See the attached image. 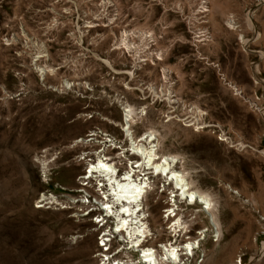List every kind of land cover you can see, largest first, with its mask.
Returning a JSON list of instances; mask_svg holds the SVG:
<instances>
[{
    "label": "rangeland",
    "instance_id": "374dc122",
    "mask_svg": "<svg viewBox=\"0 0 264 264\" xmlns=\"http://www.w3.org/2000/svg\"><path fill=\"white\" fill-rule=\"evenodd\" d=\"M126 105L135 136L157 131L183 157L221 227L215 242L178 200L191 223L172 238V186L152 177L155 243L205 231L189 264H264V0H0V264H95V225L64 196L81 199L95 152L119 162ZM50 193L65 209L36 207Z\"/></svg>",
    "mask_w": 264,
    "mask_h": 264
},
{
    "label": "bare ground",
    "instance_id": "6f19581e",
    "mask_svg": "<svg viewBox=\"0 0 264 264\" xmlns=\"http://www.w3.org/2000/svg\"><path fill=\"white\" fill-rule=\"evenodd\" d=\"M242 43H245V41H242ZM253 71L256 79L260 81L257 66L253 68ZM134 109L130 105H126L123 108L124 125L122 126V131L129 145L126 148L120 147L121 152L117 154L119 162L125 161V167L122 168L121 173H117L120 163L117 160L113 161L111 157L107 161V157L103 152H95V161L85 167L86 169L89 168V170L88 172L85 171L81 178L83 180L93 178L96 182V187H99L101 201L95 200L96 203L101 206L106 216L111 219V222L115 223L117 229H124L129 235L131 231L139 234L133 245L134 247L136 246L135 248L139 251L141 260L146 264H157L151 251L152 247L145 244L146 235L152 232L147 210V199L155 187L152 177L163 178L165 184L172 186L174 196L169 202H172L173 205H170L163 212L166 213V219L164 215L162 218L170 221V223L173 222L174 232L179 231V229L189 230L190 228L191 222L187 223L182 220V215L178 213L179 210L175 205L178 200H185L201 207V212L207 217L211 227V236H213L214 240L216 239L215 242L220 241L222 236L221 227L211 195L194 186V182L189 178V173L184 169L182 156L163 153L162 137L157 131L152 130L145 132L140 137L135 136L132 131L133 115L135 116ZM106 140L110 144L115 145L112 139L106 138ZM80 141H84V139ZM131 156L138 158L137 161H131L129 159ZM82 158L84 159V157ZM41 167L43 174L47 176L49 163L42 160ZM65 191L72 192V190ZM49 196L50 194H42L36 201V207L38 209L39 207H45L46 198H49ZM237 196L240 195L237 194ZM65 197L72 204L79 203L76 198ZM197 235L192 241L185 242L183 248L189 258L195 259L196 254L200 253L201 257L203 256V259H205L206 252L202 249L203 240L206 236L205 231H200ZM78 238L81 237H72V240L76 241ZM217 244L214 248L218 246ZM165 251L166 255H171L173 260L176 261L179 256L176 246L167 247ZM194 264H197L196 260ZM231 264H243V261L240 258L237 262Z\"/></svg>",
    "mask_w": 264,
    "mask_h": 264
},
{
    "label": "built area",
    "instance_id": "2783aa9c",
    "mask_svg": "<svg viewBox=\"0 0 264 264\" xmlns=\"http://www.w3.org/2000/svg\"><path fill=\"white\" fill-rule=\"evenodd\" d=\"M100 152V151H99ZM104 154V153H103ZM106 155V154H105ZM107 157V161L110 160V157ZM91 159H86V165L92 163ZM86 166V167H87ZM86 169V168H85ZM89 168L85 171L88 172ZM120 172V168H118L117 173ZM47 175V174H46ZM84 175V174H83ZM87 177V176H86ZM85 177V178H86ZM43 178H45L43 174ZM81 186L83 189H80V193L83 195L79 200V204L83 205L84 209L76 210V216L78 217H87L90 216L93 225H95V230H97V251L93 254L95 258V264H146L141 260L139 251L134 247L133 242L139 236V234L131 231L130 235L127 234L124 229H117L115 223L111 222V219L106 216V213L103 212L101 206L96 203L95 200L101 201L99 187H96V182L93 178H83L80 177ZM92 181V182H91ZM95 182V185L93 183ZM60 191H65L63 187H58ZM99 192V193H98ZM95 193V194H94ZM65 197V196H64ZM103 198V197H102ZM65 199H67L65 197ZM71 202L69 199H67ZM105 202V201H103ZM65 209L63 205L58 201V196L50 193L49 198H46L45 207H39V209ZM165 212V211H164ZM92 214V215H91ZM164 218L166 217V213H164ZM171 217V216H170ZM166 219V218H165ZM168 221V220H167ZM173 222L165 227L167 234H169L172 238L179 237V233L186 234L184 230H177L174 232ZM177 229V228H176ZM182 234V235H183ZM145 244L152 247V253L154 254V258L157 264H189L191 258H189L184 251V244L180 245V243L175 244L174 242H161L155 243V235L150 232L145 237ZM190 239V240H189ZM192 241L191 238L185 237V241ZM188 241V242H189ZM170 246H176L178 249V257L173 260L171 255H166L165 249ZM189 258V260H188Z\"/></svg>",
    "mask_w": 264,
    "mask_h": 264
}]
</instances>
